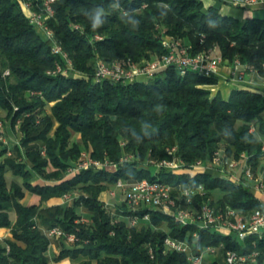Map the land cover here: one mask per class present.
<instances>
[{
  "label": "trees",
  "instance_id": "obj_1",
  "mask_svg": "<svg viewBox=\"0 0 264 264\" xmlns=\"http://www.w3.org/2000/svg\"><path fill=\"white\" fill-rule=\"evenodd\" d=\"M24 1L33 9L41 4L0 0V110L12 128L19 121L21 132L12 157H5L7 147L0 148V227H9L11 233L0 239V264H47L79 256L84 259L77 264H190L184 252L165 247L167 236L186 241L195 254L217 247L208 264H225L228 249L240 254L255 251L245 264H264V231L239 239L235 233L224 235L196 222L181 224L156 209L131 210L125 201L111 211L99 198L118 179H147L170 184L173 196L185 187H201L193 195L194 208L204 203L216 210L229 206L242 215L263 209L243 176L235 183L212 170L154 171L140 166L139 160L168 159L166 147L176 145L181 161L191 165L220 148L236 159L243 154L257 169L264 159V91L236 88L225 99L202 87L216 84L215 75L181 76L173 66L146 82L92 79L97 58L140 62L164 53L163 34L182 39L191 53L215 45L224 61L238 59L264 77V18L223 15L218 6L205 8L201 0H55L53 15L45 22L81 74L49 75L62 58L29 22ZM98 6L105 9V23L93 30L88 17ZM6 69L9 73L3 75ZM82 150L116 162V169L87 168L65 177ZM125 156L129 159L120 163ZM8 170L22 183H8ZM35 174L48 182L30 183ZM76 188L86 194L72 204L42 205ZM25 189L39 196L38 204L20 202ZM80 206L87 210L85 222L78 221ZM10 210L16 215L13 223ZM145 213L148 219H140V225L130 224L132 215L141 218ZM54 226L77 239L69 246L58 239V252L49 257L52 238L46 230Z\"/></svg>",
  "mask_w": 264,
  "mask_h": 264
},
{
  "label": "built area",
  "instance_id": "obj_2",
  "mask_svg": "<svg viewBox=\"0 0 264 264\" xmlns=\"http://www.w3.org/2000/svg\"><path fill=\"white\" fill-rule=\"evenodd\" d=\"M54 1L55 0H41L39 9H33L30 2H23V8L26 10L29 22L42 32L46 39L50 41L52 52L60 55L62 58V63L56 62L55 67L48 70L47 74L57 75L60 73L68 76L81 74L73 69L70 58L62 47L56 43L52 30L45 22L47 18L53 15L52 4ZM224 1L233 6L242 8L264 5V0ZM94 38L99 39L101 37L95 35ZM161 43L166 50L164 53L153 55L151 58L143 59L140 62H129L122 59H116L107 63L103 59L97 58L92 79L94 81L107 80L113 83L122 84L135 81L146 82L154 77L158 71L169 66L175 67L181 76H184L188 72L208 76L211 74L215 75L219 66L224 62L217 46L215 45L206 50L191 53L189 45L182 39L174 38L167 34L161 36ZM239 65H243V63L238 59H234L230 68L231 75H233L232 77L237 81H241L244 78V69L238 68ZM245 66L248 67L246 64ZM8 73L9 71L6 69L3 72V75H7ZM1 126L2 121H0V140L5 141ZM262 150H264V145L262 146ZM167 151L171 154L170 158L162 160L149 159L147 162L157 168H169L173 173L189 172L190 174H193L195 171H198V168H200V160H198L193 166V169H181V171H179V166L182 164V161L176 153L177 148L172 146ZM41 153L43 154L44 150H41ZM225 155L226 153L224 150L220 148L213 153L212 163L217 166L219 172H223V168H228V170L231 171L238 165V161L235 158L226 157ZM244 157L245 156L241 154V160H243ZM128 158V156L122 157L119 162L122 163ZM116 167V162H111L107 159H95L91 157L86 150H82L75 164L68 167V174L74 175L87 168L115 170ZM242 175L246 179H253L252 171L248 166L243 169ZM228 177L232 178L233 182L237 180L233 173L228 174ZM254 187L257 190L263 191V179L259 178L254 183ZM115 188L122 191L123 201H125L126 205L131 210H138L141 207L156 209L173 216L181 224L196 222L202 227H213L216 231L224 235L235 233L239 239H244L250 234L261 236L264 231V208L255 209L248 215H242L236 209L229 206H226L224 209L216 210L208 203H204L200 208H194L192 206L193 195L196 192L200 193L201 187H199L198 190L191 187H185L180 189L178 195L173 196L171 193V185L163 181H150L147 179L126 181L118 179L115 183ZM109 194L114 196L115 192L110 190ZM64 197L67 198L68 195H64ZM140 219H148V214H143L141 218L137 215H132L130 217V224L137 225L140 222ZM78 221L85 222L86 220L79 218ZM46 233L52 239H63L66 242H74L77 239L73 233L65 232L57 226L49 228L46 230ZM164 245L167 249L184 252L190 264H208L205 255H215L217 252V247L208 246L200 253L195 254L190 250L186 241L178 240L169 236L164 239ZM255 255V251L249 254H240L235 250L228 249L224 255V262L225 264H245L248 258H252Z\"/></svg>",
  "mask_w": 264,
  "mask_h": 264
},
{
  "label": "crops",
  "instance_id": "obj_3",
  "mask_svg": "<svg viewBox=\"0 0 264 264\" xmlns=\"http://www.w3.org/2000/svg\"><path fill=\"white\" fill-rule=\"evenodd\" d=\"M204 7L207 8L209 6L215 5L218 6L219 12L223 15H232L235 17H238L239 19H245V18H251L256 16V14L258 13H262L263 16L262 18H264V5H257V6H253V7H249V8H242V7H236L231 5L228 2H224V1H217V0H201ZM256 17H260V16H256ZM231 63L224 61L223 64H221L219 66V68L216 71L215 76L218 78V81L216 84L213 85V90H211L212 94H215L216 92H219L221 94V96L225 99L228 98L229 93L232 89H236V88H250V89H255V90H259V91H264V77L261 76L257 70H255L254 68H249L246 67L245 64L243 65H239L238 68L240 69H244V78L241 81H237L235 80L231 75ZM211 89V88H209ZM226 91V93H225ZM225 94H227V96H225ZM264 145V143H263ZM243 161V162H242ZM244 159L241 160L237 171H235V179L241 180L242 179V173H243V167H244ZM261 164H264V159L262 161ZM243 166V167H242ZM198 170L200 171H204L205 169H200L198 168ZM209 170V169H208ZM219 172V171H217ZM238 172V173H237ZM6 174H12L10 170H8L6 172ZM10 177L13 178H9L8 180H15L18 183H22V179H17L15 176L10 175ZM20 178V177H19ZM244 180L248 181L245 177H243ZM263 179V177H262ZM48 180L44 179L43 177H41L38 174L33 175V177L30 179V183H38V184H44L47 183ZM264 183V182H263ZM251 186V189L253 190V193L255 194V196H257L258 198H260L262 200V202L264 203V193L263 191L257 190L254 187V183ZM103 194V192L100 194L99 198L101 199V195ZM103 200V199H101ZM20 202L23 205H29V204H38L39 203V196L28 191V190H24V195L22 197V199L20 200ZM64 203V200L62 199V197H51L46 201L42 202V205H54V204H62ZM16 217V215H15ZM15 221V219L12 221V223ZM11 236L10 233V228L9 227H0V239H4V238H9ZM56 251V250H55ZM70 260V258H64L62 260ZM60 260V261H62ZM58 261V262H60ZM56 262L54 261H49L47 264H55Z\"/></svg>",
  "mask_w": 264,
  "mask_h": 264
},
{
  "label": "rangeland",
  "instance_id": "obj_4",
  "mask_svg": "<svg viewBox=\"0 0 264 264\" xmlns=\"http://www.w3.org/2000/svg\"><path fill=\"white\" fill-rule=\"evenodd\" d=\"M256 16H260V17H262L263 16V14L262 13H258V14H256ZM228 62V61H227ZM230 63V62H229ZM223 64V63H222ZM202 87H205V88H211L210 90H213V88H215V87H213V84H211V85H202ZM225 93H226V91H225ZM225 96H227V94H225ZM46 110H47V112H48V107H46ZM5 118V111H2V110H0V121H2V126H1V130H2V132H3V136H4V139H5V141H1L0 140V148L1 147H7L8 148V151L6 152V154H5V157H12L13 155H14V152H13V147L15 146V145H19L20 144V139H21V132L19 131V129H18V124H19V122H17V125H16V127L15 128H12L11 126H10V123H9V121ZM74 136H77V135H75L74 134ZM175 147H176V145H174ZM171 147H166V150H168V149H170ZM226 157H231V158H234L232 155H228V154H226L225 155ZM4 158V157H3ZM212 158L213 157H210V158H208V159H206V160H200V169L202 168V169H205V170H212V171H218V168H217V166L215 165V164H213L212 163ZM96 159V158H95ZM129 159V158H128ZM127 159V160H128ZM151 160H157V159H154V158H150ZM236 159V158H235ZM237 161H238V165L236 166V168H234L233 170H231V171H229L228 170V168H223L224 169V171L223 172H218L219 173V175L221 176V177H226V178H229L228 177V174H234L235 173V171H237V169H238V166H239V164H240V162H241V158H237L236 159ZM18 161H19V159H18ZM198 161V160H197ZM243 162V161H242ZM244 162H245V160H244ZM141 163V164H140ZM196 163V162H195ZM195 163L194 164H191V165H185L184 164V162H182V164L179 166V171H181V169L182 170H185V169H193V166L195 165ZM75 164V163H74ZM73 164V165H74ZM139 165L140 166H144V167H150L152 170H157L158 168L157 167H155V166H151L152 164H150V163H148L146 160H143V161H141V160H139ZM72 166V165H71ZM249 167L250 169H251V171H252V177H253V179H247L248 181H246L245 180V182L247 183V184H249V185H252L253 183H255L259 178H262L263 177V175H264V164H260L258 167H257V169H253L247 162H245L244 163V167H243V169L245 168V167ZM70 167V166H69ZM169 169V168H168ZM68 169L65 171V177H71V176H73L72 174H68ZM194 172V171H193ZM193 172H191V173H193ZM195 172H197V171H195ZM194 172V173H195ZM230 172H232V173H230ZM175 173V172H174ZM179 173H181V172H179ZM238 173V172H237ZM224 174H226V175H224ZM10 175H12V176H14L13 174H6V179H7V181H8V183H10L11 182V180H8V177L9 178H13V177H10ZM17 179H22L21 177L19 178V177H17V176H15ZM229 179H231L232 180V178H229ZM241 180H235V182L236 183H239ZM110 190H113L114 192H115V195L114 196H112V195H110L109 194V191ZM263 193H264V189H263ZM81 194H86L85 193V191H83L82 189H79V188H76L75 190H73L72 192H69V193H66V194H64V195H68V197L67 198H65L64 197V195L63 196H61L62 197V199L64 200V203H66V204H72V202H73V200L76 198V197H78L79 195H81ZM214 195L215 196H217V192H215L214 193ZM101 199H103L102 201L104 202V204H105V206L109 209V210H111V211H114L115 210V208L123 201V193H122V191L121 190H119V189H117V188H115V186H113V187H111L108 191H103V194L101 195ZM100 199V200H101ZM127 206V205H126ZM128 207V206H127ZM78 213H79V215H80V218H83L84 220H87V210L83 207V206H80L79 208H78ZM9 217H10V220H11V222L15 219V211L14 210H10V212H9ZM140 223L141 222H139L137 225H140ZM163 227L164 228H166V225L165 224H163ZM63 243L65 244V245H71L72 244V242H66V241H64L63 240ZM58 240L57 239H52V243L50 244V246H49V249H48V256L49 257H52L53 255H55L57 252H58ZM56 250V251H55ZM211 256L212 255H210V254H206L205 255V257H206V259H209V258H211ZM82 259H84L83 257H81V256H79L78 258H75V259H66V260H62V261H60V262H56L55 264H77L80 260H82ZM92 264H95V261H92Z\"/></svg>",
  "mask_w": 264,
  "mask_h": 264
},
{
  "label": "clouds",
  "instance_id": "obj_5",
  "mask_svg": "<svg viewBox=\"0 0 264 264\" xmlns=\"http://www.w3.org/2000/svg\"><path fill=\"white\" fill-rule=\"evenodd\" d=\"M104 15L105 9L103 7L98 6L93 9L92 15L88 17L93 30L100 28L105 23V20L102 19Z\"/></svg>",
  "mask_w": 264,
  "mask_h": 264
}]
</instances>
